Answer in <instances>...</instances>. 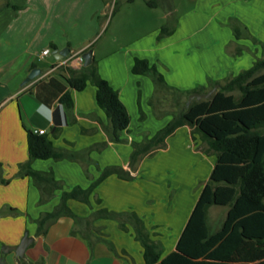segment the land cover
Masks as SVG:
<instances>
[{
    "label": "crops",
    "instance_id": "0c3cea01",
    "mask_svg": "<svg viewBox=\"0 0 264 264\" xmlns=\"http://www.w3.org/2000/svg\"><path fill=\"white\" fill-rule=\"evenodd\" d=\"M0 7V264H144L143 249L135 241L133 231L119 229L114 220H87L93 211L105 208L113 212L134 211L143 221L153 241L162 245L161 259L175 250L202 187L216 163L196 147L200 139L181 127L166 141L167 147L153 157L143 159L130 171V143L142 140L144 133L154 135L167 124L170 116L157 120L148 101L153 94L151 81L133 75L134 59H145L155 65L168 86L181 90L206 87L208 79L220 81L250 68L261 49L249 40H235L230 30L220 23L236 16L250 27L251 33L264 43V21L256 22L253 12L259 0H191L192 7L182 12L180 6L166 0H120V8L112 13L115 0H1ZM8 3V6H5ZM163 5V6H162ZM172 6V7H171ZM168 8V9H167ZM168 11V12H166ZM177 17L174 32L157 40L169 13ZM249 19V21H248ZM230 43V44H229ZM92 45V60L97 62L100 77L118 92L130 116L125 144L108 142L102 125L104 112L97 106L95 87L71 90L59 67L79 70L82 52ZM242 45L248 50L239 57L226 51ZM53 47V48H52ZM50 48L48 55L42 51ZM68 49L61 60L53 51ZM37 69L39 75L28 83L24 80ZM70 91L74 124H65L60 109V96ZM145 114L139 120L137 95ZM54 109L52 118L36 114L39 105ZM61 123L58 135L52 134L54 119ZM81 129L93 131L81 134ZM43 130L44 135L60 150L81 151L107 142L101 152L89 158L96 164L87 168L68 160H34L32 170L52 172L62 183L50 200L39 203L40 194L32 178L26 177L21 165L28 159L26 131ZM119 166L134 179L126 181L116 175L105 178L91 193L90 206L67 200L66 207L77 217L63 215L46 221L38 232L37 220L52 213L59 205L62 192L78 186L89 187L101 170ZM99 199L97 204L95 199ZM208 210L207 224L211 231ZM32 239L19 261L12 248L24 235Z\"/></svg>",
    "mask_w": 264,
    "mask_h": 264
},
{
    "label": "trees",
    "instance_id": "16d2710c",
    "mask_svg": "<svg viewBox=\"0 0 264 264\" xmlns=\"http://www.w3.org/2000/svg\"><path fill=\"white\" fill-rule=\"evenodd\" d=\"M131 2L132 0H128ZM149 7L153 1L146 0ZM8 6V3H5ZM120 8L117 0L113 3L112 13ZM177 17L171 12L167 22L161 27L157 40L170 36L176 27ZM236 40L250 39L262 48V57L252 66L235 76L220 81L208 79L207 86H198L192 90L181 91L167 85L163 75L155 65L145 59H134L131 68L133 75L148 77L153 83V94L149 106L157 119L170 116L167 124L154 135L144 134L140 142H131L130 171H135L144 158L153 157L167 147L166 141L181 127H187L190 136H198L200 145L197 150L207 156H215L216 163L210 177L200 182L202 187L198 200L176 244L175 250L161 259L162 245L153 241L144 221L134 211L113 212L105 208L93 211L87 220H114L120 230L132 229L134 239L143 249L144 264H264V44L251 37L239 22L227 23ZM226 51L232 57L241 54L244 48L236 46L234 51ZM53 48V47H52ZM89 46L85 52L89 51ZM62 77L71 90L82 91L90 84L95 87L97 106L104 112L107 124L102 125L108 142L125 144L122 133L127 131L130 116L119 94L98 73L96 61L79 70L61 66ZM218 88L208 98L193 100L186 106L188 97L194 93L204 94L215 86ZM139 120L145 115L140 108V92L137 95ZM172 98L173 111L161 107L165 98ZM63 106L65 124H74L73 101L70 91L63 93L59 100ZM54 136L61 131V123L55 118L51 129ZM93 131L81 129V134ZM28 159L21 165L24 176L32 178L39 190V203L53 197L55 190L62 189V183L56 181L52 172L32 170L34 160H68L79 163L89 178L87 168L96 163L89 158L93 151L101 152L107 142L95 144L81 151L60 150L53 146L47 135L26 131ZM116 175L122 180H132L129 171L119 166H108L101 170L97 179L88 188L78 186L61 194L59 205L52 213L37 220L38 232L48 220L66 215L77 220L66 207L67 200L90 206L92 191L108 176ZM97 204L99 199H95ZM226 208V214L220 227L211 231L207 224L208 210L213 207Z\"/></svg>",
    "mask_w": 264,
    "mask_h": 264
},
{
    "label": "rangeland",
    "instance_id": "374dc122",
    "mask_svg": "<svg viewBox=\"0 0 264 264\" xmlns=\"http://www.w3.org/2000/svg\"><path fill=\"white\" fill-rule=\"evenodd\" d=\"M118 1V3H120V0H117ZM166 2L168 3V5L170 6V5H175V3L177 4V6H180V10L182 11V12H185V11H187L188 9H190L191 7H192V5H190L191 4V0H166ZM233 2H235V1H230V8H235V7H238V5H237V3H233ZM2 4H3V2L0 0V7L2 6ZM148 6V5H147ZM163 6V5H162ZM171 6V7H172ZM168 9V8H167ZM166 12H168V11H166ZM247 16H249L250 18H254L255 17V20H256V22H260V21H264V0H259V5L257 6V7H254L253 8V12H250V14H246ZM235 20V22L237 21V22H239V24L242 26V27H244L246 30H247V32L249 33V35L251 36V37H253V38H255L258 42H260V43H262V44H264L262 41H260V40H258L256 37H254V35L251 33V31H250V27H249V25H247L246 23H244V22H242V21H240V19H238L236 16H231V17H228L227 19H226V21L224 22V23H220V25L221 26H224V27H226V28H228L229 30H230V32L232 33V29L230 28V26H227V23L230 21V24H232L233 23V21ZM248 21H249V19H248ZM167 22V21H166ZM232 35H233V33H232ZM234 37V36H233ZM235 39V38H234ZM236 40V39H235ZM239 40H249L251 43H252V41L250 40V39H239ZM230 44V43H229ZM229 44H227V46L229 45ZM253 44V43H252ZM92 45L93 44H90V46H91V49H92ZM253 45H255V46H258L260 49H261V53H260V56L259 57H255V60L256 59H258V58H261L262 57V48H261V46L259 45V44H253ZM238 46H240V47H242V48H244L243 50H242V52H241V54L240 55H238V56H235L234 58H236V57H239V56H241L242 55V53L244 52V51H247L248 50V48L247 47H244V46H242V45H238ZM226 48V47H225ZM90 49V50H91ZM231 56V55H230ZM97 63V62H96ZM148 78V77H147ZM149 79V78H148ZM150 80V79H149ZM151 81V80H150ZM151 83H152V81H151ZM152 86H153V83H152ZM153 90H154V87H153ZM149 102V101H148ZM163 103H161V107L160 108H162L163 110H165V111H173V105H172V98L171 97H167V98H165V100L164 101H162ZM149 105V104H148ZM151 108V107H150ZM142 111V110H141ZM151 111H152V109H151ZM144 114V113H143ZM145 115V114H144ZM152 115H153V112H152ZM154 116V115H153ZM155 118V117H154ZM165 118V117H164ZM155 119H157V118H155ZM161 119H163V118H161ZM161 119H157V120H161ZM164 127V126H163ZM162 127V128H163ZM160 130V129H159ZM144 134H147V133H144ZM148 135V134H147ZM140 142V141H139ZM196 150H197V147H196ZM198 151V150H197ZM159 152V151H158ZM144 159H148V158H144ZM142 161V160H141ZM224 209L222 208H214V209H212L211 210V215L209 216V222H210V224L212 225H215V224H218L219 223V221H221L222 220V218H223V216H224Z\"/></svg>",
    "mask_w": 264,
    "mask_h": 264
},
{
    "label": "water",
    "instance_id": "95a60500",
    "mask_svg": "<svg viewBox=\"0 0 264 264\" xmlns=\"http://www.w3.org/2000/svg\"><path fill=\"white\" fill-rule=\"evenodd\" d=\"M53 57L56 60H61L64 57H66L69 53L68 49H64L61 51H57L54 50L53 52ZM82 61H83V66L87 67L91 64L92 62V51H87L82 55ZM39 75V71L37 69H33L28 76L26 77V79L24 80V83H28L29 81L33 80L35 77H37ZM218 88V86L216 85L215 87H213L212 89H210L208 92L204 93V94H199V93H194L192 95H190L186 101V106H189V104L193 101V100H203V99H208L214 92L215 90ZM32 239H30L27 235V233L24 235V238L22 239V241L20 242V244L15 247L12 248V250L15 252L16 254V259L17 261H19L21 258H23L24 256V251L26 249V247L28 246V244L30 243Z\"/></svg>",
    "mask_w": 264,
    "mask_h": 264
},
{
    "label": "clouds",
    "instance_id": "9594fccd",
    "mask_svg": "<svg viewBox=\"0 0 264 264\" xmlns=\"http://www.w3.org/2000/svg\"><path fill=\"white\" fill-rule=\"evenodd\" d=\"M59 107L61 110H63L62 105H60ZM35 111L37 115L42 116L45 119H51L54 109H50L46 105L41 104L36 108Z\"/></svg>",
    "mask_w": 264,
    "mask_h": 264
},
{
    "label": "built area",
    "instance_id": "2783aa9c",
    "mask_svg": "<svg viewBox=\"0 0 264 264\" xmlns=\"http://www.w3.org/2000/svg\"><path fill=\"white\" fill-rule=\"evenodd\" d=\"M50 52H51L50 48H46L42 51V55H44V56L48 55V54H50ZM32 133L37 134V135H44L45 134V132L43 130H35Z\"/></svg>",
    "mask_w": 264,
    "mask_h": 264
}]
</instances>
